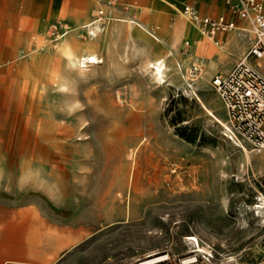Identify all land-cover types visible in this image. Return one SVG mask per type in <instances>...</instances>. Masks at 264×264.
<instances>
[{
	"label": "rangeland",
	"instance_id": "rangeland-1",
	"mask_svg": "<svg viewBox=\"0 0 264 264\" xmlns=\"http://www.w3.org/2000/svg\"><path fill=\"white\" fill-rule=\"evenodd\" d=\"M113 4L99 3L113 12V19L101 23L109 31L120 23L114 17L134 11ZM59 16L66 21L64 32L77 21ZM170 18L190 19L180 11ZM12 23H2L1 63L20 47L16 34L32 37L44 24ZM106 30L88 49L103 61L83 72L61 53L45 54L37 68L31 54L0 66V76L9 79L6 108L23 86L37 85L41 109L34 127L41 131L47 120L64 126L51 137L46 162L36 150L10 151L0 131V264H39L48 256L52 261L40 264L129 263L166 253L179 262L195 254L187 239L192 235L213 254L203 264H255L264 257V207H258L264 205V149L241 136L245 146L235 143L221 122L230 125L212 85L217 72L247 52L249 41L242 52H225L210 76L187 45L167 60V75L160 77L148 65L155 52L126 31L106 44ZM52 31L46 23L44 45L62 40H54ZM74 32L92 41L88 30ZM213 47L206 57L220 52ZM261 64L264 70V59ZM30 233L38 238L32 244L24 239Z\"/></svg>",
	"mask_w": 264,
	"mask_h": 264
},
{
	"label": "bare ground",
	"instance_id": "bare-ground-1",
	"mask_svg": "<svg viewBox=\"0 0 264 264\" xmlns=\"http://www.w3.org/2000/svg\"><path fill=\"white\" fill-rule=\"evenodd\" d=\"M114 19L116 21H119L120 23L114 24L110 31L109 28L108 30L105 29L106 25L104 27L101 25V23H103V18H93L86 21L80 20L77 24L78 29L88 30V32L93 35L92 41L78 38V36H80V34L76 32V30L78 29L75 30L72 28V26L69 25L67 28L72 29H67L66 32L58 34L54 39L59 40L60 38H62V40L57 44L47 43L44 45L43 42L36 44L31 41L29 46H27L21 53H19L17 57H20V55L22 54H31L32 59L34 60V68H37L38 60L41 57H44L45 54L51 55L53 53H61L65 56V59L69 63L76 65L79 70L83 72L88 67L100 62V57L96 53H93L88 49L90 47L96 46L99 43L97 38L100 36V33H103L106 30L108 31V33L106 34L107 39L105 40L106 44H108V41L110 39H117L120 35H122L124 31H126L129 35V38L139 43L145 50L155 52L157 56L154 60L149 61L148 65L150 67H153L160 77H164L167 75L164 71V69L167 67V60H173L174 57H177L179 55L181 49L186 47L187 45H190L191 47L190 50H188V54L191 56H195L196 60H200L202 63H204V66L203 64H199L201 70H205L209 63V59H213V57H197L196 55H194V42L202 36L199 34L200 29L190 19L189 20L197 29V36L195 38L184 36L185 19L182 18H177L176 20H174V22H172V28L167 34L158 31L152 25L145 24L138 18L133 16H129L126 18L114 17ZM108 23L110 24V22ZM133 29L139 30V33L135 34L133 32ZM142 31H145L148 35H150V37H152V39L147 36L148 39L146 40L144 37L145 32L143 33ZM73 32L78 35L75 36ZM69 33L72 34L67 36ZM38 50L43 51L44 53L38 55L37 53H35ZM194 65L198 66L197 64ZM8 81L9 79L3 77V87L0 92L3 94L4 98L6 96L5 89L8 87ZM58 85L63 86L64 84L63 82H60ZM38 99L39 96L37 85H35L34 87H30V85L28 84L23 86V94L19 97V99H15L17 101L13 100L14 102L8 105L7 112L4 113L6 116V122L0 123V131L5 133L4 143L6 148H8L10 151H20L24 147L31 152H34V150H36V156L37 158H39L38 160H40L41 162H46L52 153L53 145L51 137L59 133L64 126L54 123L55 121L53 122L52 120H47L43 124V129L41 131L36 130V128L34 127V120L40 114L41 109L40 101ZM45 113L46 110L44 111V114ZM221 122L231 134L232 132L230 125H228L227 122H223L222 120ZM232 137L237 145H240L242 147L245 146V144L238 136L233 135ZM245 150L247 151V148H245ZM258 207H264V205L258 204ZM187 239L193 241L194 243V248L190 252L207 251L201 245L198 237L192 235L190 237H187ZM165 258L167 257H165L164 255L149 258L144 260V264H153L154 262L163 260ZM191 258H193V255L186 257V262H191Z\"/></svg>",
	"mask_w": 264,
	"mask_h": 264
},
{
	"label": "built area",
	"instance_id": "built-area-1",
	"mask_svg": "<svg viewBox=\"0 0 264 264\" xmlns=\"http://www.w3.org/2000/svg\"><path fill=\"white\" fill-rule=\"evenodd\" d=\"M101 1L104 4L114 5L112 0ZM228 3L232 5L233 11L246 21V24L236 26L233 22H224L222 18L215 20L210 16H201L192 5H186L182 14L196 24L203 36H207L218 46H221V41L212 35L214 30L229 32L238 29V36L249 41L247 52L240 56L229 70L217 72L212 77V85L227 110L232 136H241L256 150H262L264 149V70L261 62L264 59V0L236 2L228 0ZM112 14L113 12L109 11L107 14L103 8H100L97 16L113 19ZM65 27L66 23L61 20L53 22L51 24L53 36L57 37L58 34L63 33ZM198 69L195 65V70ZM162 255L167 258L153 264H203L204 260H210L213 256L211 251H199L195 252L191 262H186L185 258L177 262L170 258L169 253ZM108 264H144V259ZM227 264L236 263L230 261ZM255 264H264V257Z\"/></svg>",
	"mask_w": 264,
	"mask_h": 264
},
{
	"label": "crops",
	"instance_id": "crops-1",
	"mask_svg": "<svg viewBox=\"0 0 264 264\" xmlns=\"http://www.w3.org/2000/svg\"><path fill=\"white\" fill-rule=\"evenodd\" d=\"M114 3L119 6L132 7L133 8V17L138 18L141 22L145 24H150L155 27L158 31L163 33L170 32L172 28V15L180 11L182 13L183 8L186 5H192L196 8L198 13L201 16H210L215 20L223 19L224 22H233L236 26H241L246 24V21L236 12L233 11L232 5L228 3V0H112ZM236 2L237 0H231ZM99 3H103L101 0H0V36H3L5 33L2 32V23L7 25H12V22H24L28 20H38L43 21L44 24L41 29H39L32 37L23 36L21 33L16 34L18 37L20 47L15 51V55L11 59H7L0 62V66L18 59V54L21 53L30 42L40 43V35L43 31L45 24L50 22H56L61 20L60 14L67 15L68 18L76 19V23L71 25L72 28L78 27V21H86L88 19L98 18L94 16L88 18L89 15L93 14L100 9ZM82 7V8H81ZM112 12V11H111ZM170 16V17H169ZM169 17V18H168ZM103 18V17H102ZM104 19V18H103ZM171 20V21H170ZM192 24V25H191ZM189 25V26H188ZM189 27V28H188ZM188 28V29H187ZM187 29V30H186ZM186 31V32H185ZM190 31V32H189ZM235 32H226L223 30H214L212 35L221 42V46L216 45L212 40L204 35L194 42V50L202 54L203 56H208L215 51V45L218 47L220 52L215 53L213 59H209L208 63V75L212 73V70L217 63L225 60V52L232 54L237 53L238 51L242 52L246 48L247 41L245 38H236L234 36ZM184 36L185 37H196L197 29L193 23L188 19H185L184 25ZM206 38L208 40H206ZM208 41V42H207ZM204 43V44H203ZM203 46V48H202ZM239 58V57H238ZM237 58V59H238ZM237 61V60H236ZM235 61V62H236ZM234 62V63H235ZM232 67V66H231ZM2 79L0 76V91L2 90ZM8 79V76H7ZM8 85V84H7ZM7 87V86H6ZM4 87V88H6ZM7 89V88H6ZM5 89V94H6ZM5 98L0 92V123L6 122V116L4 113L7 112V108L4 105ZM1 127V126H0ZM135 191H137L135 184ZM50 236H54L53 232H50ZM37 238V234L30 233L27 234L24 239L28 243L32 244ZM38 239V238H37ZM12 245H17L14 241ZM60 247L57 250L61 249L64 245H59ZM58 247V246H57ZM54 257V256H53ZM52 257V258H53ZM34 259V258H33ZM36 260V258L34 259ZM51 256L41 257L36 263H50Z\"/></svg>",
	"mask_w": 264,
	"mask_h": 264
}]
</instances>
